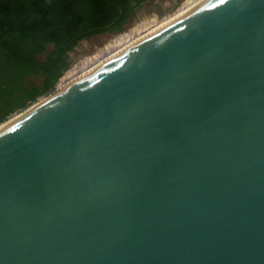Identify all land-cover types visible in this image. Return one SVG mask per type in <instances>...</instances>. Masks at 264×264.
Returning <instances> with one entry per match:
<instances>
[{
    "label": "water",
    "instance_id": "water-1",
    "mask_svg": "<svg viewBox=\"0 0 264 264\" xmlns=\"http://www.w3.org/2000/svg\"><path fill=\"white\" fill-rule=\"evenodd\" d=\"M0 264H264V0H204L7 120Z\"/></svg>",
    "mask_w": 264,
    "mask_h": 264
},
{
    "label": "trees",
    "instance_id": "trees-1",
    "mask_svg": "<svg viewBox=\"0 0 264 264\" xmlns=\"http://www.w3.org/2000/svg\"><path fill=\"white\" fill-rule=\"evenodd\" d=\"M145 0H0V123L54 88L83 39L123 30Z\"/></svg>",
    "mask_w": 264,
    "mask_h": 264
},
{
    "label": "rangeland",
    "instance_id": "rangeland-1",
    "mask_svg": "<svg viewBox=\"0 0 264 264\" xmlns=\"http://www.w3.org/2000/svg\"><path fill=\"white\" fill-rule=\"evenodd\" d=\"M201 0H160V9L158 13L153 11V6L150 12H147L144 8L139 7L135 14L129 19V21L124 25V28L120 32L103 33L90 38H85L80 41L73 50L69 51L67 61L69 63L68 68L65 69L59 79L67 72L70 73L74 70L75 66L85 65L93 66L95 62L100 58L102 54L108 52L111 44L123 40L134 33L139 28L150 26L153 31L159 25L175 18L181 12L185 11L187 8L198 3ZM158 4V3H157ZM144 6L146 4H143ZM154 7V8H157ZM155 17V18H153ZM138 27V28H137ZM137 28V29H136ZM70 71V72H69ZM58 79V80H59ZM58 82V81H57ZM56 85V83H55ZM54 85V87H55ZM54 90L51 89L49 92L38 96L34 101L29 102L24 108L16 110L15 112L9 114L1 123L0 126L7 120H11L13 117L21 113L25 108L37 102L38 100L47 96L50 92Z\"/></svg>",
    "mask_w": 264,
    "mask_h": 264
},
{
    "label": "bare ground",
    "instance_id": "bare-ground-1",
    "mask_svg": "<svg viewBox=\"0 0 264 264\" xmlns=\"http://www.w3.org/2000/svg\"><path fill=\"white\" fill-rule=\"evenodd\" d=\"M202 1H204V0H201L198 3H195L192 6V8L194 6H196L197 4L201 3ZM190 9H191V7L187 8L185 11L181 12L179 15L183 14L184 12H186V11H188ZM167 22H165V23H167ZM165 23H163V24H165ZM163 24L159 25L157 28H159ZM156 29H154V30H156ZM151 32H152V30H151L150 26H145V27L142 26V28H139L134 33L131 32V35L129 37H126L123 40H120V41H117V42L111 44L110 49L108 50V52H105L104 54H102L100 56V58L95 62V64L93 66H85V65H82V66L81 65H79V66L77 65V66H75V68H74V70L72 72L69 71L70 73L67 72L66 75H63L61 77V79L59 81V84L57 86L58 90L61 89L62 87H64L65 85H67L68 83H70L71 81H73L74 79H77L78 77H80V76L84 75L85 73L89 72L90 70H92L96 66L100 65L102 62L106 61L110 57H112L115 54L119 53L121 50H123V49L129 47L130 45L134 44L135 42H137L138 40L142 39L144 36L148 35ZM12 119H14V117ZM5 123H7V122H4L0 126V128L3 125H5Z\"/></svg>",
    "mask_w": 264,
    "mask_h": 264
},
{
    "label": "flooded vegetation",
    "instance_id": "flooded-vegetation-1",
    "mask_svg": "<svg viewBox=\"0 0 264 264\" xmlns=\"http://www.w3.org/2000/svg\"><path fill=\"white\" fill-rule=\"evenodd\" d=\"M160 0H145V1H143V2H141V4L136 8V10L139 8V7H142V8H144L147 12H150L151 11V8H152V6H153V11H155V12H157L158 13V10L160 9V7L158 8L157 6H160ZM158 3V4H157ZM143 4H146L145 6L143 5ZM154 7H157V8H154ZM136 10H135V12H136ZM135 12H134V14H135ZM133 14V15H134ZM132 15V16H133ZM131 16V17H132ZM130 17V18H131ZM129 18V19H130ZM153 18H155V17H153ZM129 19L126 21V23L129 21ZM125 23V24H126ZM111 32H117V31H111ZM111 32H103V33H111ZM103 33H100V34H103ZM96 35H99V34H95V35H93V36H96ZM93 36H90V37H93ZM90 37H88V38H90ZM87 39V38H86ZM82 41V40H81Z\"/></svg>",
    "mask_w": 264,
    "mask_h": 264
},
{
    "label": "built area",
    "instance_id": "built-area-1",
    "mask_svg": "<svg viewBox=\"0 0 264 264\" xmlns=\"http://www.w3.org/2000/svg\"><path fill=\"white\" fill-rule=\"evenodd\" d=\"M59 81H60V79L58 80V82H56V85H55L54 88H57V86H58V84H59Z\"/></svg>",
    "mask_w": 264,
    "mask_h": 264
},
{
    "label": "snow or ice",
    "instance_id": "snow-or-ice-1",
    "mask_svg": "<svg viewBox=\"0 0 264 264\" xmlns=\"http://www.w3.org/2000/svg\"><path fill=\"white\" fill-rule=\"evenodd\" d=\"M222 2H223V0H222Z\"/></svg>",
    "mask_w": 264,
    "mask_h": 264
}]
</instances>
